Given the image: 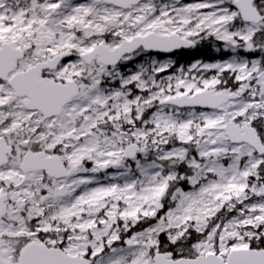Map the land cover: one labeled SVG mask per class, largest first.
Segmentation results:
<instances>
[{"label":"snow or ice","instance_id":"1","mask_svg":"<svg viewBox=\"0 0 264 264\" xmlns=\"http://www.w3.org/2000/svg\"><path fill=\"white\" fill-rule=\"evenodd\" d=\"M0 264H264V0H0Z\"/></svg>","mask_w":264,"mask_h":264},{"label":"trees","instance_id":"2","mask_svg":"<svg viewBox=\"0 0 264 264\" xmlns=\"http://www.w3.org/2000/svg\"><path fill=\"white\" fill-rule=\"evenodd\" d=\"M187 1V0H186ZM199 52H205V49L201 48ZM199 52L196 55H191L182 60L183 65H189L195 60H203L204 62H211V51H206V54L201 55Z\"/></svg>","mask_w":264,"mask_h":264},{"label":"rangeland","instance_id":"3","mask_svg":"<svg viewBox=\"0 0 264 264\" xmlns=\"http://www.w3.org/2000/svg\"><path fill=\"white\" fill-rule=\"evenodd\" d=\"M81 2H84V1H81ZM199 2H201V0H187V1L184 2L183 4H192V3H199ZM213 54H214V53H213ZM214 56H215V55H214ZM215 57H216V56H215ZM215 59H218V58H215ZM215 59H213L212 62H214ZM182 66H184L185 68H187L189 65H183V64H182ZM205 75L210 76L211 73H205ZM108 171L111 173V172L114 171V170H113V169H109ZM99 178H100V180H101V183H106V181L103 180V173H100V174H99ZM185 190L187 191V190H190V189H188L187 187H185ZM165 210H166V209H165Z\"/></svg>","mask_w":264,"mask_h":264},{"label":"flooded vegetation","instance_id":"4","mask_svg":"<svg viewBox=\"0 0 264 264\" xmlns=\"http://www.w3.org/2000/svg\"><path fill=\"white\" fill-rule=\"evenodd\" d=\"M215 58H218V57H215L214 54L211 55V61Z\"/></svg>","mask_w":264,"mask_h":264},{"label":"water","instance_id":"5","mask_svg":"<svg viewBox=\"0 0 264 264\" xmlns=\"http://www.w3.org/2000/svg\"><path fill=\"white\" fill-rule=\"evenodd\" d=\"M183 0H181V2H182ZM206 110V109H205Z\"/></svg>","mask_w":264,"mask_h":264}]
</instances>
